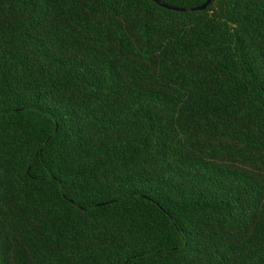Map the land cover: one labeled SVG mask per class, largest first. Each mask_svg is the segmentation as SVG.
<instances>
[{
	"label": "trees",
	"instance_id": "16d2710c",
	"mask_svg": "<svg viewBox=\"0 0 264 264\" xmlns=\"http://www.w3.org/2000/svg\"><path fill=\"white\" fill-rule=\"evenodd\" d=\"M0 264H264V0H0Z\"/></svg>",
	"mask_w": 264,
	"mask_h": 264
},
{
	"label": "water",
	"instance_id": "95a60500",
	"mask_svg": "<svg viewBox=\"0 0 264 264\" xmlns=\"http://www.w3.org/2000/svg\"><path fill=\"white\" fill-rule=\"evenodd\" d=\"M156 4L160 5L161 7L167 9V10H171V11H175V12H186V11H190V12H195V11H203L205 10L212 2V0H207L204 4H202L201 6L198 7H194V8H190V9H186V8H182V7H176V6H172V5H168L165 3L160 2L159 0H153Z\"/></svg>",
	"mask_w": 264,
	"mask_h": 264
}]
</instances>
